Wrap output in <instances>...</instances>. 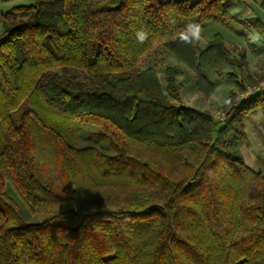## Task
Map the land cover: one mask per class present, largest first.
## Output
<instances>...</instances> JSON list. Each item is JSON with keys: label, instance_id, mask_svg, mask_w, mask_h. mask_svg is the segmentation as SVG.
<instances>
[{"label": "trees", "instance_id": "16d2710c", "mask_svg": "<svg viewBox=\"0 0 264 264\" xmlns=\"http://www.w3.org/2000/svg\"><path fill=\"white\" fill-rule=\"evenodd\" d=\"M33 1L1 17L0 264H264V176L237 148L264 94L216 121L180 104L174 67L162 86L140 66L160 47L210 96L207 76L246 60L182 34L226 25L237 0ZM75 122L119 153L77 149Z\"/></svg>", "mask_w": 264, "mask_h": 264}, {"label": "rangeland", "instance_id": "374dc122", "mask_svg": "<svg viewBox=\"0 0 264 264\" xmlns=\"http://www.w3.org/2000/svg\"><path fill=\"white\" fill-rule=\"evenodd\" d=\"M160 1L165 2L168 0ZM33 4V0H11L8 2L0 0V34L2 32V16L13 8L30 6ZM249 5L251 7L253 4L251 3ZM232 16L235 20L245 23L251 19V14L248 13L246 9L239 12V14H235L232 11ZM237 21L235 23L229 19L228 25L208 22L204 25L203 32L200 35L202 40L192 39L196 49L199 51L204 49L206 46L205 42L208 43L215 34L221 35L226 42L240 37L237 39V43H234V47H228L232 56H236L237 58L245 55L247 59H253L252 57L255 59L250 61V68L253 69L251 74L248 70L242 73L232 72L229 67L224 66L217 74L207 76L208 81L213 84V92L208 97L203 96L196 90L193 72L179 63L173 55L162 53L160 47L154 48L146 55L140 66L142 69L155 67L162 86L165 67H174L178 74L177 79L183 85L180 104L188 108L190 103L196 102L197 108L200 109L199 107H201L207 109L214 120L220 121L223 116L225 119L229 109L242 102L241 98L245 97L247 88L257 87L260 81L264 79V41L260 40L261 37L255 31L248 32ZM247 40L250 44H247ZM257 52L260 54L258 58ZM161 61L164 62V65ZM256 69L261 72L257 73L255 71ZM233 80L236 81L237 86L233 83ZM240 87H242V89L239 90ZM228 100H230L231 104L226 108V102ZM261 118V112L255 111L248 115L244 120L245 122L243 121V129L247 140L239 143L237 148L240 149L246 166L252 171L258 172L264 176V122H261ZM74 129L76 137L75 146L77 149L92 147L111 156L119 153V148L116 144L103 134L100 128L90 124L75 122ZM24 212L30 221L33 222L35 220V218L29 217L25 210ZM26 217L24 218L25 220H27Z\"/></svg>", "mask_w": 264, "mask_h": 264}, {"label": "crops", "instance_id": "0c3cea01", "mask_svg": "<svg viewBox=\"0 0 264 264\" xmlns=\"http://www.w3.org/2000/svg\"><path fill=\"white\" fill-rule=\"evenodd\" d=\"M253 4L251 7H250V5L249 4ZM258 1H256V2H252L251 0H237V2L236 3H234L233 5H232V7H231V9H230V11H229V16H230V19H231V21H233V22H235L236 23V21L237 20H235L234 19V17L232 16V11L235 13V14H239V12H242V11H244V9H246L247 11H248V13H250L251 14V16H250V18L251 19H249V20H252V19H257V20H259L262 24H264V12H262L260 9H259V7H258ZM253 7V8H252ZM248 20V21H249ZM241 26H243L244 28H245V22H242V21H237ZM226 25H228V23L226 24ZM246 29V28H245ZM248 32H254V30H249V29H246ZM256 32V31H255ZM257 33V32H256ZM258 34V33H257ZM260 37H261V41H264V36H261V35H259ZM223 38V37H222ZM240 37H237L236 39H234V40H231V41H228V42H226L224 39V44H225V46L228 48V47H234V43H237V39H239ZM198 40H202V38L200 37ZM259 40V41H260ZM247 42V44H250L249 42H248V40L246 41ZM205 44L207 45V42H205ZM253 47V46H252ZM254 49V48H253ZM253 53V52H252ZM257 54V58L260 56V54L257 52L256 53ZM234 57H236V56H234ZM243 57L245 58V60H246V68H245V70L247 71H249L250 72V74H251V72H252V70L253 69H251L250 68V61H252V60H255L254 59V57H252L253 59H251V58H249V59H247L246 58V56L245 55H243ZM244 70V71H245ZM257 73H260L261 71H258L257 69L255 70ZM208 79V78H207ZM179 81V80H178ZM211 83V82H210ZM212 84V83H211ZM213 85V84H212ZM188 108H190V109H194V110H198V111H206V112H208V110L207 109H205V108H201V107H199L200 109H198L197 108V105H196V102H192V103H190L189 104V107ZM262 114V113H261ZM261 120V122H264V114H262V118L260 119ZM245 122V121H244ZM242 144H245V143H242ZM239 151H240V149H239ZM241 153V152H240ZM242 155V154H241ZM243 158V157H242ZM243 161H244V159H243ZM245 163V162H244ZM246 165V164H245Z\"/></svg>", "mask_w": 264, "mask_h": 264}, {"label": "clouds", "instance_id": "9594fccd", "mask_svg": "<svg viewBox=\"0 0 264 264\" xmlns=\"http://www.w3.org/2000/svg\"><path fill=\"white\" fill-rule=\"evenodd\" d=\"M185 33L186 34H182V39L183 40L187 41V40H189L190 37L192 39L198 40L200 38V33H201L200 25L199 24H195V23L188 24L186 26ZM138 36H139L140 39L144 38V34L142 32L138 33Z\"/></svg>", "mask_w": 264, "mask_h": 264}, {"label": "built area", "instance_id": "2783aa9c", "mask_svg": "<svg viewBox=\"0 0 264 264\" xmlns=\"http://www.w3.org/2000/svg\"><path fill=\"white\" fill-rule=\"evenodd\" d=\"M264 94V79L260 81L257 87L247 88L245 92V97L241 98L242 101L254 97L256 95ZM224 116L221 117L220 121H224Z\"/></svg>", "mask_w": 264, "mask_h": 264}]
</instances>
